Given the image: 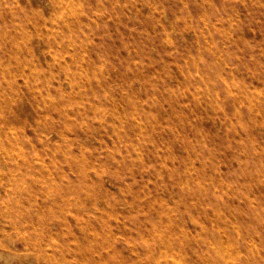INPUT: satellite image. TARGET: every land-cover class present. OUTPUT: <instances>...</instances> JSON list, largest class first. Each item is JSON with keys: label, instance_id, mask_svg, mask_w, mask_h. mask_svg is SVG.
I'll return each mask as SVG.
<instances>
[{"label": "rangeland", "instance_id": "rangeland-1", "mask_svg": "<svg viewBox=\"0 0 264 264\" xmlns=\"http://www.w3.org/2000/svg\"><path fill=\"white\" fill-rule=\"evenodd\" d=\"M0 264H264V0H0Z\"/></svg>", "mask_w": 264, "mask_h": 264}, {"label": "bare ground", "instance_id": "bare-ground-1", "mask_svg": "<svg viewBox=\"0 0 264 264\" xmlns=\"http://www.w3.org/2000/svg\"><path fill=\"white\" fill-rule=\"evenodd\" d=\"M18 9V8H17ZM37 10V9H36ZM41 12V11H40ZM43 15V14H42ZM43 17V16H42ZM13 27V26H12ZM231 30V29H230ZM25 35V34H24ZM251 71V70H250ZM4 79V78H3Z\"/></svg>", "mask_w": 264, "mask_h": 264}]
</instances>
